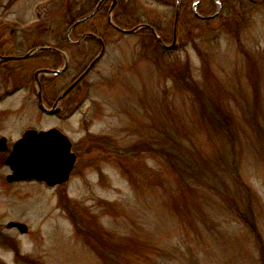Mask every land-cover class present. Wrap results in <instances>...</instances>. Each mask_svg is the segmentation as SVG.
Wrapping results in <instances>:
<instances>
[{
	"label": "rangeland",
	"instance_id": "1",
	"mask_svg": "<svg viewBox=\"0 0 264 264\" xmlns=\"http://www.w3.org/2000/svg\"><path fill=\"white\" fill-rule=\"evenodd\" d=\"M76 1L0 0L16 30L6 49L63 45ZM167 1L142 0L145 21L171 28ZM230 1L233 25L171 53L110 42L75 112L48 116L33 84L1 75L0 97L17 91L0 100V136L57 128L78 163L57 189L0 188V264H264V5ZM10 65L32 81L35 59Z\"/></svg>",
	"mask_w": 264,
	"mask_h": 264
},
{
	"label": "flooded vegetation",
	"instance_id": "2",
	"mask_svg": "<svg viewBox=\"0 0 264 264\" xmlns=\"http://www.w3.org/2000/svg\"><path fill=\"white\" fill-rule=\"evenodd\" d=\"M249 1L264 5L262 0ZM81 4L77 0L74 4L75 13L74 11L69 13V16H72L69 20L70 27L65 41L62 42L64 44L60 43L58 47L39 44L28 53L11 55V50L6 48L11 44L12 38H15L16 30L10 27L11 25L0 24V71L3 70L0 72V80L3 75L4 84L13 82L14 86L18 78L19 82L24 83L22 87L30 90L33 84L37 105L45 114L41 106L48 111L58 112L57 115L75 112L79 109L84 101L82 98L86 93L88 94L85 81L101 60L92 69L90 68L103 48L106 52L110 42L119 44L121 38L133 36L138 39L136 44L139 46L156 47L165 53H171L186 44H195L196 40H201L207 32H216L220 28L226 30L227 26L229 27L237 20L240 14L230 0H171V2H165L173 9L171 28L167 29L159 26L157 21H145L142 0H87L83 7ZM212 7L215 10H212ZM50 11L52 13L53 9ZM215 22H220L216 28L212 26ZM98 47L101 51L96 55ZM83 48H86L88 52L83 53ZM93 51L94 54H92ZM94 55L96 56L93 58ZM81 57L84 60H81ZM33 59L37 66H34L32 81L27 73L21 74L22 67L10 65V62L21 63ZM27 69L30 72L33 68L28 66ZM44 70L59 73H40L38 77L36 76L38 72ZM16 91L15 88L5 89L4 96H1L0 100L2 97L12 96ZM3 137L6 138L7 150L0 151V153L6 154L7 159L15 142L22 136L15 142L6 136H0V139ZM10 175L11 171L9 174L0 175V188L6 191H10L14 186L26 184H39L47 187L44 183L37 181L10 182ZM58 187L62 186L54 188Z\"/></svg>",
	"mask_w": 264,
	"mask_h": 264
},
{
	"label": "water",
	"instance_id": "3",
	"mask_svg": "<svg viewBox=\"0 0 264 264\" xmlns=\"http://www.w3.org/2000/svg\"><path fill=\"white\" fill-rule=\"evenodd\" d=\"M104 54L105 48H103L90 69L101 60ZM40 73L58 74L59 72L44 70L38 72L36 76L38 77ZM41 109L50 116L58 114L56 111L44 109L43 106H41ZM6 150V139L2 138L0 140V151L4 152ZM77 160V156L73 152L72 141L60 130L37 131L30 129L15 143L5 164L12 171L9 176L10 182L37 181L46 184L49 188H53L57 185L66 184L70 180ZM8 228H15L21 234H27L29 231L25 224L15 222L9 223Z\"/></svg>",
	"mask_w": 264,
	"mask_h": 264
},
{
	"label": "trees",
	"instance_id": "4",
	"mask_svg": "<svg viewBox=\"0 0 264 264\" xmlns=\"http://www.w3.org/2000/svg\"><path fill=\"white\" fill-rule=\"evenodd\" d=\"M220 128L221 129L223 128V124L222 123L220 124ZM237 214L242 219V221L246 222V224L248 225V227L251 230L252 234L256 237L257 241L260 242V234H259L258 230L256 229L255 224H253L254 222H252V224H251V222L249 220L245 219L246 216L240 215V213L238 211H237ZM261 254H262V257H263V261H264V248L262 246H261Z\"/></svg>",
	"mask_w": 264,
	"mask_h": 264
}]
</instances>
